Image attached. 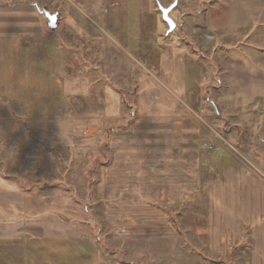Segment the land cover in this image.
I'll return each instance as SVG.
<instances>
[{
    "label": "crops",
    "instance_id": "1",
    "mask_svg": "<svg viewBox=\"0 0 264 264\" xmlns=\"http://www.w3.org/2000/svg\"><path fill=\"white\" fill-rule=\"evenodd\" d=\"M67 2L64 24L102 41L96 78L68 73L57 33L42 29L35 4L0 8V124L21 125L22 157L91 166L92 193L109 221L152 222L171 206L173 234L185 230L211 254L241 251L246 264H264V184L190 112L185 49L159 36L152 3ZM14 23L22 28H9ZM89 221L67 197L23 193L0 175V264H62L55 255L67 249L42 245L68 243L81 250L63 264H117L100 257L114 236L92 231Z\"/></svg>",
    "mask_w": 264,
    "mask_h": 264
},
{
    "label": "rangeland",
    "instance_id": "2",
    "mask_svg": "<svg viewBox=\"0 0 264 264\" xmlns=\"http://www.w3.org/2000/svg\"><path fill=\"white\" fill-rule=\"evenodd\" d=\"M149 2L160 26L159 36L185 49L188 88L184 101L190 112L198 117L214 142L258 175L264 184V143L256 145L259 139H264V0ZM33 4L59 14L58 28L50 31L57 33L56 43L63 50L68 73L98 77L102 71V41L81 39L64 24L69 10L67 0H0L2 9ZM160 7L171 8L168 16L175 23L171 32L162 18ZM22 16L27 18V15ZM42 17L39 15L38 20L42 29L47 31L46 20ZM9 28L17 31L22 27L14 23L9 24ZM127 94L133 95V92L128 91ZM5 114L0 108V120ZM8 123L0 124V175L17 182L23 193L67 197L81 209L84 218L90 220L92 231L113 235L114 239H110L108 245L101 240L108 248L100 255L105 262L246 264L249 260L248 253L241 251L238 255L211 254L199 239L182 227L178 235L173 234L171 206L161 207L162 217H152V222L145 219L109 221L107 206L92 193L96 180L91 166L85 169L82 160L67 162L54 159L34 163L24 159L21 154V125L15 127ZM156 210L148 207V214L155 216ZM158 215H161L159 211ZM102 243L97 246L102 247ZM42 246L53 251L67 249L68 253L55 255V260L62 264L69 258L78 257L81 250L77 243Z\"/></svg>",
    "mask_w": 264,
    "mask_h": 264
},
{
    "label": "water",
    "instance_id": "3",
    "mask_svg": "<svg viewBox=\"0 0 264 264\" xmlns=\"http://www.w3.org/2000/svg\"><path fill=\"white\" fill-rule=\"evenodd\" d=\"M171 8L160 7L163 20L168 24V31L171 32L175 28V23L171 18H169L168 13ZM38 13L43 16L46 20V26L50 30H55L58 28V14L56 12H50L46 9L37 8Z\"/></svg>",
    "mask_w": 264,
    "mask_h": 264
},
{
    "label": "built area",
    "instance_id": "4",
    "mask_svg": "<svg viewBox=\"0 0 264 264\" xmlns=\"http://www.w3.org/2000/svg\"><path fill=\"white\" fill-rule=\"evenodd\" d=\"M264 143V139H259L256 143L257 146H261ZM203 147H205L208 150H211L213 148V145L209 144V143H204Z\"/></svg>",
    "mask_w": 264,
    "mask_h": 264
},
{
    "label": "trees",
    "instance_id": "5",
    "mask_svg": "<svg viewBox=\"0 0 264 264\" xmlns=\"http://www.w3.org/2000/svg\"><path fill=\"white\" fill-rule=\"evenodd\" d=\"M93 181V180H91ZM121 264H130V263H127L126 261H120Z\"/></svg>",
    "mask_w": 264,
    "mask_h": 264
}]
</instances>
